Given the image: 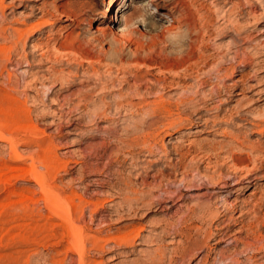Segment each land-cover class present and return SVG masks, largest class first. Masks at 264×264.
Instances as JSON below:
<instances>
[{
  "label": "rangeland",
  "instance_id": "rangeland-1",
  "mask_svg": "<svg viewBox=\"0 0 264 264\" xmlns=\"http://www.w3.org/2000/svg\"><path fill=\"white\" fill-rule=\"evenodd\" d=\"M124 1V12L114 9L103 35L96 31L97 18L110 0H4L0 26L7 28L34 20L41 5L78 15L41 33V42L65 46L61 58L34 53L30 39L23 50L29 66H8L25 86L19 94L27 97L29 112L9 110L0 98V264H77V254L66 249L59 218L46 207L30 174L32 168L46 172L47 144L48 159L60 163L49 180L55 194L103 204L94 216L88 207L84 210L80 224L87 234L134 224L146 240L173 221L192 233L210 228L222 234L209 241L207 251L201 236L194 235L198 246L184 260L173 254L179 239L169 231L167 239L139 241L116 256L108 249L105 254L90 251L97 262L199 264L206 255L201 264H264V0ZM121 14L132 19L124 23ZM169 18L182 24L179 33L144 34ZM53 72L58 81L46 80ZM30 73L46 77L26 86ZM5 81L6 72L1 89ZM10 139L21 159L14 158ZM231 153L241 160L234 162ZM233 162L239 166L235 173ZM247 172V180L229 187ZM212 178L224 181L221 193L208 184ZM247 183L253 186L246 188ZM131 189L143 191L134 205L150 195L154 205L164 202L162 208L121 219L126 212L118 213L121 193ZM200 204L217 207L215 223L190 213ZM228 216L234 224L215 230ZM239 227L244 233L235 234ZM156 253L161 257L152 259Z\"/></svg>",
  "mask_w": 264,
  "mask_h": 264
},
{
  "label": "bare ground",
  "instance_id": "bare-ground-1",
  "mask_svg": "<svg viewBox=\"0 0 264 264\" xmlns=\"http://www.w3.org/2000/svg\"><path fill=\"white\" fill-rule=\"evenodd\" d=\"M124 2H125L124 0H122V2H121V0H110V2H108L106 8L100 12L99 17L97 18V23H98L97 28H96V31L97 32H100L103 35H106L108 33L109 27L107 26V24H108V22L113 21V18L110 16L111 13L117 7H119L118 8V11L121 10L122 12H124V9L122 8V6H123L122 4ZM127 6L129 7L130 5L128 4ZM60 8H61V6H54L53 8L47 9V8L44 7V5H41V7H39L37 9L38 12H37V15L34 16V17H36L34 20H32V21L26 20V21L22 22L19 26L15 27V28H12V27L7 28V27H4L3 25L0 26V41L3 42V44L0 45V61H2V63L0 64V77L3 76V73L4 72H6V81H5V84H4L6 86H5L4 89H1L0 88V98L4 100V102L6 103L7 108L9 110H12V111H15V112H29V109H28V99H27V97H24V99H21L20 98V94H19L23 90L22 88H24L25 86L24 87L20 86L19 83L17 82V80H15L16 79L15 73L10 72L8 70V66H11V65L19 66V64H24V67H28L29 66V63H30L29 62V57L28 56H25L23 54V52H24L23 50H24V47L27 44V42L30 41V39H31L29 48L34 53H39V55H41L42 57L47 58V60H49L51 57H53V58L54 57L55 58L59 57V55H60V53H59L60 49L65 48V46L63 44H53V45L45 44V43L41 42V38H40L41 33L45 32L46 31V28L56 26L64 18L65 19L74 20L77 17V15H78L77 12L74 11V10H69V12H67L68 10L67 11L66 10H63V9L60 10ZM5 9H6V7L4 5V0H0V14H1L2 17H4V11H5ZM139 11H141V9L135 8V11L134 12H139ZM121 19H122V21L124 23H128L132 19V15H124V14H121ZM181 30H182V24L179 21H177L176 19H174V18H169V19L166 20V22L163 24V26L161 28L150 27L147 30V32L144 33V34L146 36L151 37V38L152 37H157L158 38V36H160L163 33H167V34L170 33V34L175 35V34L179 33ZM8 31H10V32L8 33ZM74 43H76V42H74ZM74 43H71V44L73 45ZM59 58H61V57H59ZM20 73H23L25 75L26 74V71H23V72H20ZM29 75H30L29 77L32 76V78H31L32 80H30V81H32V83L30 81L27 82L28 85H27V83H24V84H26V86H29V84L30 85H33V84H35L37 82H42V79L44 80V78L46 77L44 75L35 76V75H32L31 73ZM45 79L46 80L48 79L50 81L51 80L52 81H58L59 78H57L56 72H53L52 74L50 73L49 76L46 77ZM239 79L240 80H238V81L240 83H242L241 89L244 90L245 89V86L243 85V83H244V77H243V75H241ZM47 82H49V81H47ZM19 87H21V88H19ZM248 87H251V86H248ZM237 95H239V94H237ZM198 119L200 120V118H198ZM1 132H0V137L3 136V135L1 136ZM147 135H148V132H147ZM140 138H142V137H140ZM145 139H147V138H145ZM8 141H9L10 145L14 148V151H12V152H14V158L21 159L23 156L21 157L20 156L21 154L19 155L18 153H16V150L17 149H15L16 146H15L14 141L12 139H10ZM138 142H140V141H138ZM143 143H145V142H143ZM149 143H147L148 146H149ZM151 143H153V142H151ZM154 143H155V141H154ZM147 144H144V145L147 146ZM47 145H46V148H45L46 149L45 150L46 158L44 159V165H45V168H46L45 169L46 172L43 173V174H37V173L33 172L34 170L32 168L33 171L31 170L30 171V174L32 175V178H33V180H35L36 184L39 185V187H40V189H41V191L43 193V202L45 203L46 207L48 208V210L53 215H55L57 218H59V220H60L59 227L63 230V233L61 235H63V239H65L67 241V247H66V249L67 250H71V251H73V252H75L77 254V256H78L77 264H102V262H97L95 259H92L91 255H89L90 251L91 252L94 251V252H97L98 254H101V253H104L105 251H107V249H108L109 252L115 253V252L119 251L120 249H122V250L125 249L126 250V249L132 248V247H134L136 245H140V242L139 241L148 242V243H157L158 241H161V240L165 239L167 237V233L170 234L169 231L172 232V235L174 236L173 238H178L179 239V240L176 239L177 241H179L176 244V246L174 248L171 247L174 250V253L173 254H176L177 255L176 258H178L179 260H184V258H186L188 255H191L192 251H194L193 249L195 248V246H198V241H197V239H195L193 237L194 235L201 236V241H199V242H200V244L202 243V245L204 247V249H203L204 251H207V250L210 249L209 241H211L213 239H216L217 237H221L220 235H222V234H218V233H215L214 234L213 231L210 230V228L206 229V231H204V232H200V230H201L200 229V230H196L195 231L196 233H192V230H191L192 228L191 227H190L191 229H184L182 227V225H180V226L179 225L178 226L175 225L176 223L174 224L173 223L174 221L173 222H167V223L163 224L161 227L156 228L155 231L159 230L160 235L154 234L155 236L153 235L151 238L146 239V240H142L143 239V237H142V231H143V229L142 228H138L134 224L127 225V226H124V227L122 226V228H117L113 232H112L111 229H109L107 232H105V234H101L102 231H98V232H96L97 234H94V235L87 234L84 225L82 226L80 224V221H81V219L83 217V214L85 212L84 210L88 207L89 209H91L93 211L92 216H94L96 214L95 212H97L96 210H97L98 206L99 205L102 206L103 204L102 203H99L98 201L92 200V199L87 200L84 197H82L81 195H77V194L72 195V196L61 195V193L60 194H55V192L53 191V188L49 184V180L52 178V172H53L54 169H56V165L57 164L59 165L60 163H57L56 161H53L54 159L53 160L48 159L47 152L49 151V149H50L51 146H49V145L47 146ZM132 145H134V143H132ZM151 145H150V147H151ZM242 145H243V143H242ZM242 145H240V146H242ZM155 146H156V144H155ZM153 147H154V144H153ZM161 147H162V145H161ZM222 147H224V146H222ZM163 148H162V150L164 151L166 148L165 149H163ZM204 148H206V147H204ZM241 148L244 149V147H241ZM154 149H155V147H154ZM218 149H220V147ZM218 149H217V151H218ZM195 151H196V147H195ZM229 151H231V150H229ZM165 152L166 151H164V153ZM233 152H235V151H233ZM189 154H191V153L189 152ZM234 154L231 153V155H229L233 161L234 160L236 161V159L237 160H241L240 159L241 157L240 158L239 157L238 158L236 157V159H235L234 158V156H235ZM241 154L242 155H245L247 158L249 157V155L246 154L245 152L244 153H241ZM237 155H238V153H237ZM181 160H182V158H181ZM237 163H234L233 166H232V168L234 170L233 171L234 173L238 170ZM180 165L183 166L182 163ZM206 166H208V165H206ZM7 171H9V169ZM204 177H206V176H203V178ZM248 177H249V172L240 175L238 181L231 182V184H230L229 187H233V188L236 187L239 183H241V181L247 180ZM208 181H209L208 184H211V185L214 184L213 185V189H216L217 190V193H221L220 190H223L225 188L224 181H222L221 179H218V180H215L214 181L213 178H212V180L211 179L210 180L208 179ZM252 186H253L252 183H247L245 187L246 188H250ZM142 193H143V191H136V190H133V189H131L127 193H123V194L121 193V195H122V197H121L122 202L120 204V207L118 206L119 207L118 213H120V212L123 213V212L126 211L125 214H121L120 213L121 214V216H120L121 219L126 218V217H131V216L132 217H135L137 215H140V213H142V210L143 209H152V208H154L156 211H158L159 209L162 208V203H164V202H158L157 204L154 205V203L150 200V198H148V197H150V195L147 197V199L145 198L144 200H142L140 202V205H137L138 203L136 205H134L132 201H137L141 197ZM175 197H177V196H175ZM175 197L174 198H170L169 199L170 201L168 203H171L173 201H176L175 200L176 199ZM223 208H224L225 212H230L231 211V207L229 208L228 206L227 207L224 206ZM216 209H217V207H215L213 205H210V204H200L197 208L191 209L190 210V213L196 214L197 216L200 217V219L202 221L204 219H207V220H209V222L210 221L214 222L213 221L214 218L217 217ZM232 220H233L232 216H228L227 219L221 221L222 224L223 223L224 224L223 225L220 224V226L218 224L219 227L217 226L218 228H215V230H218L219 229L218 230V232H219V231H222L224 229H229L230 226H231V223H233V221H234V220L233 221ZM242 228L243 227H239L235 231V234L242 233L243 232L242 231ZM249 237H250V235H249ZM256 237H258V236H256ZM192 238H194V239H192ZM172 242H174V241H172ZM217 243H219V241ZM155 247H156V245H155ZM213 251H215V250H213ZM205 254H208V253H205ZM115 256H116V253H115ZM158 256L161 257L160 254L156 253V254H153V256L151 258L152 259H156ZM169 257H171V256H169ZM206 258H207V256L206 255H203L199 259L200 260L199 261L200 262L199 264H201L204 260H206ZM63 263H64V260H63ZM150 263H152V262H150Z\"/></svg>",
  "mask_w": 264,
  "mask_h": 264
}]
</instances>
